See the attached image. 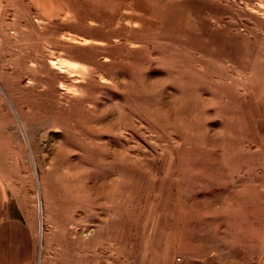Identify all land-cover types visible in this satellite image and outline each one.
I'll return each mask as SVG.
<instances>
[{"label":"rangeland","instance_id":"rangeland-1","mask_svg":"<svg viewBox=\"0 0 264 264\" xmlns=\"http://www.w3.org/2000/svg\"><path fill=\"white\" fill-rule=\"evenodd\" d=\"M0 179V264H264V0H2Z\"/></svg>","mask_w":264,"mask_h":264},{"label":"crops","instance_id":"crops-1","mask_svg":"<svg viewBox=\"0 0 264 264\" xmlns=\"http://www.w3.org/2000/svg\"><path fill=\"white\" fill-rule=\"evenodd\" d=\"M2 17V0H0V18ZM246 177H253L254 178V187L257 188V187H262V181H260L261 177H262V172L259 171H255V172H252L251 174H248L246 175ZM2 181L0 179V210L2 209ZM248 221V222H247ZM246 226H254V228L257 227L256 225V222H253V219L251 218H248V220H246Z\"/></svg>","mask_w":264,"mask_h":264}]
</instances>
